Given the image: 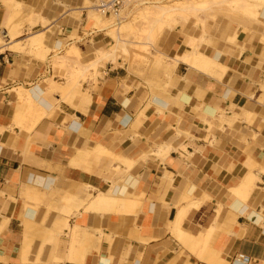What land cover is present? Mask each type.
<instances>
[{
  "label": "crops",
  "instance_id": "obj_1",
  "mask_svg": "<svg viewBox=\"0 0 264 264\" xmlns=\"http://www.w3.org/2000/svg\"><path fill=\"white\" fill-rule=\"evenodd\" d=\"M13 2L0 30L19 10L17 40L42 33L48 60L107 49L86 12L73 31L80 0ZM191 37L226 71L111 65L89 89L47 57L0 53V264H264V17L193 20L161 54L190 55ZM118 186L128 206L93 205Z\"/></svg>",
  "mask_w": 264,
  "mask_h": 264
},
{
  "label": "bare ground",
  "instance_id": "obj_2",
  "mask_svg": "<svg viewBox=\"0 0 264 264\" xmlns=\"http://www.w3.org/2000/svg\"><path fill=\"white\" fill-rule=\"evenodd\" d=\"M13 1L11 0V2H10V0H9V3H12ZM223 1L224 0H221L222 3L220 1L219 2L221 4H227V5L229 4V3H225V1L223 3ZM234 1H235L234 3H236L237 6L234 4H232V5H234V7L236 9L234 7H233V9H232V7H229V8H231L230 12H231V10H234V13L238 14L239 16H243L246 19L255 20V21L264 17V0H234ZM217 3H218V1H217ZM97 4H98V0L97 1L80 0V2L77 5V8L72 10L71 11L72 13L70 12L71 18H74L76 20L75 21L76 24H74L75 26H73V31L78 30L79 24L81 22L82 12L84 11L87 14V18H86L87 24L86 25L88 28H90V30H93L94 32H96V31H98V32L109 31V33L111 32L110 36L112 38L111 41L113 44L107 45L110 49L106 50L105 52H102L101 50L94 52V53H96V57L93 59L95 61V63H94L95 65H93L94 68L99 63H106V64L108 63V64H110L116 68L122 67L124 65V61L122 60V57H121L122 53L123 54L124 53H126V54L127 53H130V54L135 53L140 58H143L145 56V55H143L142 49H141L143 44L131 42L127 39L128 36H126L127 38H125V36H122V34H121V32L123 34H124V32H128L127 30H129V33H131V35H133V36L137 33L136 28L134 29V27H132V25L130 26L129 24H124V19L121 20L124 13L126 14L133 5H127L125 10L123 11V14L120 17L116 18L113 16L112 17L104 16L102 13H100L97 10V8H96ZM137 4H139V6H142L144 8L141 7L142 11L139 9L136 16L143 18L146 21V24L155 25L157 27V31H158L157 37H159V35L162 37V35L165 32L170 33L171 31L175 30L176 28L182 27L185 24L189 23V21L194 19L193 17H197V15L199 13H202V12L207 13L208 11H211L210 10L211 8L209 6L213 3L210 2V0H186V1H181V0H138ZM217 5H219V4H217ZM229 5H231V4H229ZM217 7H220V6H217ZM200 15H202V14H200ZM136 16H135V18H133L134 20L137 18ZM9 19H10V21H9L8 25L6 27H4L5 30H3V31L0 30V53H3L5 51L20 53V52H25L26 50H28L29 51L28 54H30V55L34 54L35 57H37L41 60H44V58L47 57L48 54H50L51 50H49L46 47V45L44 43L43 34L38 33V32H36V34H34V35L32 34V36L27 40V42H26L27 44H26V48H25L24 45L22 44V42H20V40H17L18 34L20 32V31H18V28L20 26V24H18V21H19V23L20 22L22 23V21H25L26 20L25 15L23 13H21L19 10L14 9L11 18H9ZM46 23H47V21H44V24H46ZM57 28H58L57 26L52 25V27L49 30L52 33L54 31H56ZM113 28H114V30L112 31ZM203 38H200V40L195 39V38L191 39V43L189 45H190V49H191L192 53L190 55H186L184 58L179 59V58H175V56H174V58L167 57V56H164L160 53H159V56L160 57L164 56L165 58H167L169 60L168 63H166V67H168V68L175 66L180 62H183V63L191 66L194 69L198 68L199 71L200 70H207L209 72H211V71L212 72H217V71L225 72L226 68L222 64V60H223L222 56L223 55L220 56L218 53H216L214 55V57L210 58L207 56V54L205 52H203V51H205L203 49L204 47H202L203 51L201 50V46L203 44H205V41ZM129 39L133 40V38H129ZM144 46L146 48L148 45L144 44ZM144 46H143V49H145ZM72 51L76 52V49H74ZM80 56H82V55L80 54ZM94 56H89V57H86L84 59L88 60V58H93ZM81 60H82V58H81ZM170 63H172V65H170ZM130 65H131V63H130ZM19 93H21V94L25 93V95L27 96V101L25 99L26 104H29L35 110L36 109L39 110L37 108L38 105L36 103V99H38L40 96L36 90L25 91L24 89H21ZM21 96H23V95H21ZM39 108L41 109L42 107H39ZM29 109L32 111V109L30 107H29ZM43 112H44V110H43ZM128 121L126 119L123 124L126 125L128 123ZM164 147H166V149H163L162 153L169 154L170 149L172 147L171 148L168 146H164ZM123 162H125V161L123 160ZM134 184L135 183L133 180L129 183L130 189L132 188V186ZM109 189L107 190V192H105V194L99 195L97 197V199H95V201L93 202V205L103 206L104 209L108 208L111 210H112V208H114L117 205H124V206L127 205L128 206L130 198H126V197L122 196L121 186L111 187V189L110 190ZM96 208H98V207H96ZM136 208L137 207L135 206V209ZM93 209H94V207H93ZM113 210L115 211V209H113ZM132 211H134V210H132ZM180 220L178 219L177 222L175 224H172V225H174L176 228L181 227V221ZM85 234L86 233H84V235ZM89 234H90V232H89ZM74 238H76V236ZM87 238H88V236L86 237V239ZM76 260H77V258H76ZM242 264H244V263H242Z\"/></svg>",
  "mask_w": 264,
  "mask_h": 264
},
{
  "label": "rangeland",
  "instance_id": "obj_3",
  "mask_svg": "<svg viewBox=\"0 0 264 264\" xmlns=\"http://www.w3.org/2000/svg\"><path fill=\"white\" fill-rule=\"evenodd\" d=\"M137 1L138 0H136V2L134 4H131L133 6L130 8V10L126 14L124 13L125 16L123 15L122 19H121V20L124 19V24H129L130 26L132 25V27H134V29L136 28V32H137L133 36V35H131V33H129V30H127L128 32H124V34L120 31L122 36H125V38H127L126 36H128L127 39L131 42L143 44L141 49H142L143 55H145L143 58H140L135 53H133V54H130V53H127V54L124 53L123 54L122 53L121 54L122 60L124 61L123 66H125V65L128 66V70L130 72H134L135 70H141V69H144L145 67H152V66L160 67V66L166 65V63H168V61H169L164 56H161V57L159 56V53L161 54V51H162V41H165V37L169 33L165 32L162 35V37L160 35H159V37H157L158 36L157 27L153 24L152 25L146 24V21L143 18L136 16L138 10L140 9L142 11V8H144L142 6H139V4H137ZM181 1H186V0H181ZM217 1H218V3H217ZM219 1L221 2V0H210V2L213 3L209 6L211 8L210 10L212 12L208 11L207 13H204V12L199 13L197 15L198 18L193 17L194 19L190 20L189 23L193 20H196L197 27L202 25L203 29H205L206 26L208 25L209 21L215 22L219 17L231 18L232 15H238V14L234 13V10H231V12H230L231 8H229V7H232V9H233L234 5H236V3H234L235 2L234 0H224L225 3H229L231 5L221 4L222 2L220 3ZM224 1H223V3H224ZM217 4H219V5H217ZM232 4H234V5H232ZM217 6H220V7H217ZM200 14H202V15H200ZM135 16L137 18L134 20L133 18H135ZM189 23H187V24H189ZM28 24H29L28 26L33 25L32 21H30ZM187 24H185L182 27H185ZM21 27H23V25ZM44 30H46V27L43 28V31ZM113 30H114V28L112 29V31ZM94 33H97L99 36H102V35L106 36V38L108 39V40H106V43H108L107 45L113 44L111 41L112 38L110 36L111 32L109 33V31H104V32L96 31ZM32 34L34 35V34H36V32L30 31L27 36H24L23 38L20 39V41H22V44L25 45L24 46L25 48H26V44H27L26 42L32 36ZM129 38H133V40L129 39ZM190 42H191V40H190ZM144 44L148 45V46L145 48ZM143 46L145 49H143ZM106 48L107 49H102L101 51L105 52L106 50L110 49L108 46H106ZM74 49L75 48H73V47L67 48L63 53L59 54V56L66 57V59L64 61L62 60V62L57 61V59H55V57H53L50 60H48V57H47V59L44 61V63H46V64L50 63L55 68H60L62 70H65L66 71L65 79L67 80V82L71 81L74 78V76H75V78L82 77V80H85L83 83H87V84H85V87L87 86L89 89H91V87L93 85L95 87H97L99 85L100 81L102 79H104V77H105L104 73L106 72V68L111 67V65L108 63L107 64L106 63H99L94 68L93 65H95L94 64L95 61L93 59L96 57V53L94 54L95 56L92 55V56H94L93 58H88V60H87V59H84L82 56H80L78 51L73 52L72 50H74ZM67 53H69V54H67ZM55 54H57V52ZM31 55H34V54H31ZM81 58H82V60H81ZM130 63H131V65H130ZM47 66L50 68L49 64H47ZM112 67L116 68L114 66H112ZM76 80H78V79H76ZM96 80H99V82H97Z\"/></svg>",
  "mask_w": 264,
  "mask_h": 264
},
{
  "label": "built area",
  "instance_id": "obj_4",
  "mask_svg": "<svg viewBox=\"0 0 264 264\" xmlns=\"http://www.w3.org/2000/svg\"><path fill=\"white\" fill-rule=\"evenodd\" d=\"M97 1V0H96ZM136 0H98L97 10L104 16L120 17L127 5L134 4ZM250 264L251 259L245 255H238L235 262Z\"/></svg>",
  "mask_w": 264,
  "mask_h": 264
}]
</instances>
